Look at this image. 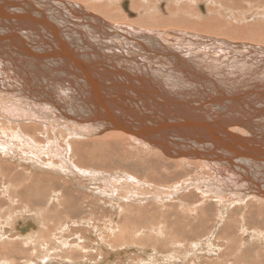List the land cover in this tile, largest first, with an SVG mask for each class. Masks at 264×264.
<instances>
[{
    "label": "bare ground",
    "instance_id": "6f19581e",
    "mask_svg": "<svg viewBox=\"0 0 264 264\" xmlns=\"http://www.w3.org/2000/svg\"><path fill=\"white\" fill-rule=\"evenodd\" d=\"M84 102L89 111L80 106ZM91 118L108 121L106 128L82 122ZM116 123L122 127L115 128ZM261 143L264 0H0V214L5 201L21 208L24 202L48 199V205L56 203L57 213L72 215L86 205L122 211L120 206L141 207L151 198L160 201L163 215L149 228L160 243L152 240L159 244L147 249L128 246L130 236L116 228L121 223L114 228L107 221L99 227L94 210L80 221L66 214L71 221L65 219L56 229L58 222L45 227L49 220L42 222L30 209L28 220L12 229L10 213L4 221L0 216L4 257L14 249L4 243L8 227L27 246L20 254H29V247L32 254L44 250L39 261L26 264H77L80 259L78 264H212L207 260L214 243L206 246L204 260L185 250L178 261L179 251L168 252L171 239L164 234H197L192 228L207 221L203 212L209 201L217 203L219 225L230 214L227 219L233 220V211H227L236 205L249 210V204H257L264 212V155L255 149ZM114 167L144 170L154 183L127 169L102 170ZM163 176L164 182L178 178L157 185ZM170 215L168 224L165 216ZM179 217L193 219L189 225L181 219L180 227L175 224ZM238 221L250 220L241 213ZM70 226L78 228L76 241L66 238ZM167 226L172 231L165 233ZM85 228L98 232L91 247ZM185 244L169 247L181 251ZM198 245L192 243L190 251ZM221 250L217 263L234 264ZM74 257L80 259L75 263ZM6 263L12 264L0 260Z\"/></svg>",
    "mask_w": 264,
    "mask_h": 264
},
{
    "label": "rangeland",
    "instance_id": "374dc122",
    "mask_svg": "<svg viewBox=\"0 0 264 264\" xmlns=\"http://www.w3.org/2000/svg\"><path fill=\"white\" fill-rule=\"evenodd\" d=\"M87 54H85V56H86ZM24 104L25 103H27V102H23ZM67 113V112H66ZM68 114V113H67ZM81 121H82V119H80ZM80 121V122H81ZM110 167H113V166H110ZM115 168H117V170H126L127 169V173L128 174H130V175H137V177H138V179H140V180H145V181H150V182H153L154 183V181L151 179V178H147L146 176V174H145V172L144 173H142L144 170H142V172L140 171V170H131V169H129V168H127V167H114V168H107V169H102V170H104L103 172H106V171H108V172H112V171H114L115 170ZM160 168V169H159ZM158 169H155V170H153L155 173H157L158 171H160L162 168L161 167H159ZM164 168V167H163ZM101 170V171H102ZM138 172V174H137V172ZM152 171V170H151ZM135 172V173H134ZM144 174H145V178L143 177L144 176ZM161 174V173H160ZM177 175H179L178 173H176ZM141 175V176H140ZM78 176H79V174H78ZM126 176V175H125ZM188 176H190V174L189 175H187V176H185L184 177V175L182 176L183 177V180L182 181H184V179H186V178H189ZM202 176V175H201ZM204 176V175H203ZM143 177V178H142ZM159 177V176H158ZM173 176H171V181H165L164 182V180L166 179L167 180V178L165 177L164 178V176H163V180L161 181L162 183H160V184H157V185H160V186H163V185H171V183L173 184L175 181H177V178L178 177H176V176H174L175 177V179H174V177L172 178ZM205 177V176H204ZM214 180H215V178H214ZM173 181V182H172ZM182 181H178L180 184L182 183ZM73 188V187H72ZM74 189V188H73ZM86 194H88V193H86ZM89 196V195H88ZM154 201L153 199H147L146 201H145V204L143 203V205L141 204V207H140V205H135V204H132V206H134V208L131 206V204L129 205H126V206H123V207H125V208H123V207H121L120 206V208L122 209V211H120V209H116V211H112V209H111V207H110V205H102V204H99V206L98 207H96L95 208V210L94 209H92V208H94L95 206H92V207H88L87 208V205H86V207L84 208L83 207V209L81 210V209H79V213H77V214H68V213H57L58 212V210L56 211V209H59V208H57V205H56V203H53V204H47V202H48V199H47V201H46V199L42 202V203H37V202H35V205H34V201H29V203L31 204V203H33L32 205H30L29 203V205H27V203L25 204V202H24V204H19L20 206H21V208L19 207V206H17L16 208H15V206H13L14 207V209L13 210H11V211H8L7 212V209H12L13 207L12 206H10V204L8 203V202H6L5 201V204L7 203V206H5L4 204H3V208H2V210H5V211H3V215L2 214H0V216H2L1 218H2V220L4 219H8V217H11V216H9V214L11 213V214H13L14 216H12L11 218H13V219H11V218H9V219H11L10 221V223L12 224L11 226H12V229H16V228H18V227H20L22 224H20L19 222L21 221H25V220H28V216H29V209H30V212H35V214L38 216V218L40 217V218H43L41 221L42 222H45V221H48L49 223H48V225L46 224L45 225V227L47 226H49L50 224L51 225H55L57 222H58V225H55L56 227H55V229L56 228H58V226L60 225V224H64L65 222H67V221H71V220H73V221H80V219H83V218H85L86 219V216H87V218H89V215L91 214V212L92 213H96L97 212V214H96V216L94 215V220H95V223L97 224V225H99V227H101L102 226V223L103 222H107V221H111V222H114L113 223V225L112 226H114V228L116 227V225L118 226V224L119 225H121L122 224V228L120 227V226H118V227H116V228H118L119 230H124L126 233H127V236H130V239H131V242H128V246H138V244H140L139 246H143V247H145V248H147L146 247V245L148 246V248L147 249H151V248H153V247H149V246H153V244H154V246L156 247V245H157V243L159 242L157 239H156V236H154V232H152L150 229H151V227H153V226H156V223H157V225L159 224V222H161V218H162V216L163 215H161L160 214V201L158 202V201H154L153 203H151V201ZM176 200V199H175ZM151 203H149V202ZM156 202V203H155ZM169 203H170V201H168ZM213 203V204H211V203ZM215 201H209V202H207V203H209V207L208 206H206V208H212L211 209V212H210V210H207L205 207V209H204V212L203 213H205V215L207 216V221H201L200 220V222H199V224L197 225L199 228H201L200 230H199V228L196 226V227H193L192 229H197L198 230V232H197V234H194L193 235V230H190V231H185V232H181L183 235H181V233H179V235H178V232H173V233H168V232H170V231H172L171 230V227L170 226H167L168 227V229L169 230H167L166 229V231H165V233H168L167 235L166 234H164L165 235V237H167V239H171L170 240V242L169 243H167V247H168V252L171 250H174V251H179V252H177V257H179L178 259V261H180L181 260V258L183 257L182 256V254L184 253V251L185 250H187L188 252H190L189 253V255L190 256H198V257H202L203 258V260H204V257H206V255H207V249H206V246L207 245H211V244H213V245H211L212 247H215V248H213L212 250H209L211 253L210 254H208V260L207 261H212V264H214V262L216 263V264H220V263H217V261L219 262V261H221V257L219 258V260H218V257L220 256L219 254H221L220 253V250H221V252H223V255L222 256H225V258H227V260L229 261V262H231V263H234V264H260V263H263L264 264V255H261L262 253L264 254V223H263V220H264V212L262 211V209H260L258 206H256L257 204H249V205H251L250 207H252V208H250L249 207V210L247 209H245L244 208V206L245 205H236V206H234L233 208L231 207L230 209H228V213H230V212H232L233 211V213H232V218H233V220H231V221H229L227 218H229L230 217V215L229 216H225V219H223V222H222V225L220 224H218V221H217V214H218V211H219V208L217 207V205L215 206V204H217L216 202L214 203ZM45 203V204H44ZM160 203V204H159ZM169 203H167V204H169ZM55 204V205H54ZM149 204L151 205V206H153V207H151V206H149ZM211 204V205H210ZM22 205L23 206H25V208L24 207H22ZM38 205V206H37ZM41 205H43V207H41ZM157 206L156 208H155V206ZM213 205V206H212ZM11 208H10V207ZM67 206V205H66ZM106 206V207H105ZM130 208H129V207ZM139 206V207H138ZM178 206H180V205H178ZM28 207V208H27ZM31 207H33V208H31ZM39 207V208H38ZM50 207V208H49ZM137 207H138V210H137ZM147 207H149V208H147ZM22 208H23V210H22ZM44 208V209H43ZM67 208H69V205H68V207ZM116 208V207H115ZM146 208V209H145ZM151 208V209H150ZM152 208H153V210H152ZM178 208H180V207H178ZM17 209V210H16ZM20 209H21V211H20ZM35 209V210H34ZM37 209V210H36ZM47 209V210H46ZM91 209V210H90ZM97 209V210H96ZM124 209V210H123ZM127 209V210H126ZM181 209V208H180ZM215 209V210H214ZM244 209H245V211H244ZM259 209V210H258ZM19 210V211H18ZM40 210H44L43 212L42 211H40ZM49 210V211H48ZM101 210V211H100ZM207 210V211H206ZM264 210V209H263ZM25 211V212H24ZM52 211H54V212H52ZM86 211V212H85ZM91 211V212H90ZM131 211V212H130ZM149 211H151V213H149V214H147ZM152 211H154V213L152 212ZM261 211V212H260ZM6 212H7V214H6ZM37 212V213H36ZM98 212H101V213H106V214H102L101 215V213H100V215H99V213ZM117 212V213H116ZM126 212V216H124V214L123 213H125ZM133 212H136V213H133ZM139 212V213H138ZM158 212V213H157ZM209 212V213H208ZM249 212V213H248ZM256 212V213H255ZM17 213V214H16ZM23 213V214H22ZM24 213H26V214H24ZM33 213H30V215H34ZM54 213V214H53ZM56 213H57V215H56ZM87 213V214H86ZM108 213V214H107ZM211 213V214H210ZM241 213L242 214H244L245 213V221H247L248 220V217H249V223L248 222H241V221H238V217H239V215H241ZM16 214V215H15ZM51 214V215H50ZM68 215V218H70V219H67V215ZM83 216H82V215ZM123 214V215H122ZM139 214V215H138ZM151 214V215H150ZM161 216H159V215ZM210 214V215H209ZM249 214V215H248ZM252 214V215H251ZM6 215L8 216V217H6ZM51 216V217H53V218H50V217H46V216ZM52 215H54V216H52ZM72 217H71V216ZM104 215L106 216V217H104ZM122 215V216H121ZM127 215H129V216H127ZM136 215V216H135ZM145 215V216H144ZM148 215H150V216H148ZM152 215L154 216V217H152ZM155 215H156V218H155ZM259 215V216H258ZM20 216H22L21 218L23 219V220H21V218H20ZM57 216V217H56ZM63 216V217H62ZM74 216H75V218H74ZM79 216L81 217V218H79ZM98 216V217H97ZM103 218H102V217ZM132 216V217H131ZM148 216V218H146ZM172 216V217H171ZM236 216V217H235ZM251 216V217H250ZM6 217V218H5ZM58 217H59V219H58ZM77 217H78V219H77ZM123 217V218H122ZM134 217V218H133ZM139 217L141 218V219H139ZM166 217V220H167V223L168 224H170V222H171V220L173 219V215H170V216H165ZM168 217V218H167ZM260 217H263V219L262 218H260ZM25 218H27V219H25ZM51 219V221H50V219ZM55 218V219H54ZM57 218V219H56ZM64 218V219H63ZM100 218H101V220H100ZM114 218V219H113ZM122 218V220H120ZM133 218V219H132ZM144 218H146V219H144ZM212 218H214L213 219V221H212ZM46 219H48V220H46ZM65 219H67V221H64ZM96 219H98V221L96 220ZM104 219V220H103ZM112 219V220H111ZM124 219V220H123ZM130 219V220H129ZM132 219V220H131ZM139 219V220H138ZM148 219V220H147ZM151 219V220H150ZM152 219H155V221L154 220H152ZM161 219V220H160ZM182 219V221H184V222H186L188 225H189V221H191V219H193V218H191V219H186V218H180L179 217V219H178V221L175 223L177 226H180V227H182L183 225L181 224V222H180V220ZM210 219V220H209ZM256 221H255V220ZM258 219V220H257ZM3 220V221H4ZM14 220V221H13ZM61 220V221H60ZM93 220V221H94ZM99 220L101 221V223H98L99 222ZM103 220V221H102ZM127 220H129V221H127ZM150 220V221H149ZM209 220V221H208ZM63 221V222H62ZM118 221V222H117ZM120 221V222H119ZM122 221V222H121ZM127 223H126V222ZM131 221V222H130ZM141 221V222H140ZM147 221V222H146ZM152 221V222H151ZM157 221V222H156ZM225 221V222H224ZM238 221V223H240L239 225L237 224V223H235V222H237ZM251 221H252V223H251ZM254 221V222H253ZM260 221V222H259ZM15 222H16V224H15ZM117 222V223H116ZM130 222V223H129ZM144 222V223H143ZM150 222V223H149ZM204 222H207V223H205V224H203ZM211 222V223H210ZM214 222V223H213ZM256 222V223H255ZM259 222V223H258ZM18 223V224H17ZM93 223V222H92ZM121 223V224H120ZM133 223V224H132ZM141 223V224H140ZM147 223V224H146ZM155 225H154V224ZM179 223V224H178ZM210 223V224H209ZM229 223V224H228ZM230 223H232V224H230ZM247 223V224H246ZM13 224H15V225H13ZM20 224V225H19ZM124 224V225H123ZM213 224V225H212ZM215 224H217V227H215ZM251 224V225H250ZM253 224H255V225H253ZM260 224V225H259ZM101 225V226H100ZM137 225H139V226H137ZM142 225V226H141ZM148 225V226H147ZM208 225V226H207ZM212 225V226H211ZM225 225V226H224ZM228 225V226H227ZM231 225H232V227H231ZM235 225H236V227H238V230H237V228H235ZM125 226H127L126 228H125ZM129 226V227H128ZM150 226V227H149ZM191 227H192V225H190ZM207 226V227H206ZM227 226V227H226ZM244 226H246V227H244ZM248 226V227H247ZM250 226H252L251 227V229H250ZM256 226V227H255ZM142 229H141V228ZM206 227V228H205ZM241 227L242 228H244V229H246L244 232H246V233H244L243 234V230L241 229ZM261 227V229H257V228H260ZM70 228H71V231H70ZM77 227H74V226H70L69 227V230H68V233L66 232V238H67V240L69 241L70 239H71V241H69V242H72V240L73 241H76V236L74 235V230L76 231L77 229H76ZM128 228H129V232H128ZM138 228H140L139 230H138ZM150 228V229H149ZM216 228V229H215ZM219 228V232H217V229ZM229 228V229H228ZM4 234L7 236H3V239H4V243H6L7 245H6V248H9V246L10 247H13L14 249H12V250H8V252H9V256L8 257H4L1 253H0V260H3V259H6L8 262H11L12 264H26V261L27 260H29V262L31 261V262H36L37 260L39 261L40 260V258H41V256L44 254V250H42V249H40V248H36L37 250H35V253H33L32 254V248L33 247H29V254L28 253H25V254H20V252H22V251H25L26 250V248H27V246L26 245H23L22 243H21V241H19V239H14V233H12V234H9V229H8V227H4ZM8 229V230H7ZM86 229V228H85ZM100 229V228H99ZM126 229H127V231H126ZM132 229V230H131ZM154 229H155V227H154ZM191 229V228H190ZM214 229H215V232H214ZM226 229V230H225ZM239 229H241L240 230V232H239ZM254 229V230H253ZM73 230V231H72ZM87 231L88 230H90L89 232L90 233H86L85 234V236H87V238L89 239L88 241H90L89 242V244H88V246L89 247H91L92 245H93V240L94 241H96L97 240V237L96 236H98V232L96 233L95 232V230L94 229H92V228H89V229H86ZM86 230H83V231H86ZM134 230H135V233H134ZM211 232L210 234L207 232ZM236 230V231H235ZM252 230V231H251ZM262 230V231H261ZM141 231V232H140ZM202 232V233H200V232ZM206 231V232H205ZM213 231V232H212ZM254 231H256V232H254ZM259 231V232H258ZM194 232H196V230H194ZM242 232V233H241ZM248 232V233H247ZM259 234H258V233ZM70 233H73V234H70ZM94 233V234H93ZM139 234L138 236L136 235V234ZM141 233V234H140ZM143 233V234H142ZM206 233V234H205ZM238 233V234H237ZM257 233V234H256ZM8 234V235H7ZM93 236H92V235ZM152 234V235H151ZM178 235L177 237H176V235ZM191 234V235H190ZM200 236H199V235ZM202 234V235H201ZM209 234V235H208ZM219 234V235H218ZM237 234V235H236ZM242 235V236H239V235ZM251 234V235H250ZM254 234L256 235V236H254ZM91 235V237H89ZM134 235V236H133ZM143 235V236H142ZM162 235H163V232H162ZM169 235V236H168ZM198 235V236H197ZM223 237H222V236ZM226 235H228L227 237H226ZM233 235V236H232ZM246 235L248 236L247 238H246ZM261 235V236H260ZM14 236V237H13ZM74 236V237H73ZM136 236V237H135ZM155 237L154 239H152V238H150L149 240H148V238L149 237ZM181 238H180V237ZM194 236H195V238H194ZM204 236V237H203ZM215 236V237H214ZM238 236V237H237ZM243 236H245V237H243ZM258 236V237H257ZM5 237V238H4ZM171 237V238H170ZM192 237H193V239H192ZM207 237V238H206ZM235 238V240L234 241H232L234 238ZM238 239H237V238ZM240 237H241V239H240ZM254 237V238H253ZM256 237V238H255ZM260 237H262V239L260 238ZM9 238V239H8ZM73 238V239H72ZM92 240H91V239ZM141 238V239H140ZM174 238V239H173ZM208 238H209V240H208ZM221 238H222V240H221ZM251 238V239H250ZM261 240H260V239ZM134 239H140L139 241H138V243L136 242V240H134ZM191 239V240H190ZM196 239H197V241L199 242V244L200 245H198L199 247V251L201 252L202 250V248L205 250L206 249V251H204V253H203V251H202V253L201 254H198V253H200V252H197L198 251V248H197V246L196 247H192V252L190 251V249H191V246H192V243H194L195 244V242L196 243H198L197 241H196ZM201 239V240H200ZM205 240V241H203V240ZM207 239V240H206ZM212 239H217L216 241H213ZM229 239V240H228ZM249 239V240H248ZM258 239V240H257ZM134 240V241H133ZM141 240H142V242H141ZM152 240H156V241H158V242H156V241H152ZM175 241V243H174V241ZM221 240V241H220ZM226 240H228V242L226 241ZM233 242L232 244H231V241ZM236 240H238L237 242H236ZM242 240V241H241ZM248 240V241H247ZM147 241V242H146ZM149 241V242H148ZM177 241H179V242H182V243H184V242H186V244L185 245H188L187 244V242L189 243V245L187 246V247H184L185 249H182L181 251L179 250V248H177L175 245L173 246V247H169V245H170V243L172 244H176V243H179V242H177ZM193 241H195V242H193ZM202 241V242H201ZM217 241H220L221 243L223 242V244H221V243H218ZM260 241H262V243L260 242ZM136 242V243H135ZM216 242V243H215ZM225 242V243H224ZM229 242H230V244H229ZM242 242V244H240ZM135 244V245H133V244ZM148 243V244H147ZM153 243V244H152ZM160 243V242H159ZM158 243V244H159ZM190 243H191V245H190ZM205 243V244H204ZM218 243V244H217ZM92 244V245H91ZM130 244V245H129ZM203 246H202V245ZM234 244V245H233ZM238 244V246H236ZM240 244V245H239ZM219 245V246H218ZM222 245V246H221ZM223 245H224V247L226 246V248L224 249L223 248ZM244 245V246H243ZM217 246H218V248H217ZM221 246V248H219ZM228 246H230V247H228ZM38 247V246H37ZM205 247V248H204ZM130 248V247H129ZM174 248H176V249H174ZM194 248V249H193ZM217 248V249H216ZM229 248V249H228ZM230 248H231V250H230ZM197 250V251H196ZM217 250V251H216ZM228 250H229V252H228ZM252 252V255L251 256H249V258H248V255H250L251 253H250V251ZM60 253H61V251L60 250H58ZM57 251V253H59ZM193 251H195V252H193ZM237 251V252H236ZM241 251H243V253L245 254V256H244V254L242 255L241 254ZM0 252H1V249H0ZM18 252V253H17ZM43 252V253H42ZM63 252V251H62ZM181 252V253H180ZM236 252V253H235ZM256 252H259V254L257 253L256 254ZM218 253V254H217ZM231 253H233V254H231ZM256 255H259V256H256ZM39 254V255H38ZM138 254H140L139 255V259H143V254L141 253V252H139ZM214 254V255H213ZM242 255V256H240V255ZM41 255V256H40ZM63 255H65V256H67L66 254H62V256ZM200 255V256H199ZM204 255V256H203ZM219 255V256H218ZM230 255H231V257H230ZM233 255V256H232ZM37 256H38V258H37ZM217 256V257H216ZM237 258H235V257ZM33 257H36V259L35 258H33ZM140 257H142V258H140ZM181 257V258H180ZM241 257V258H240ZM214 258H216L215 260H214ZM224 257H222V259H223ZM239 258V259H238ZM35 259V260H34ZM76 258L74 257L73 258V260H75ZM77 259L79 260L80 258L79 257H77ZM75 260L74 262L76 263L78 260ZM242 259H244L243 261H242ZM245 259H246V261H245ZM234 260H236L235 262H233ZM251 260V261H250ZM81 261V259L78 261V263ZM196 261V260H195ZM240 261V262H239ZM123 262H125V260L123 261ZM127 262V261H126ZM125 262V263H126ZM77 263V264H78ZM198 263H201V262H199L198 261ZM6 264H8V263H6ZM64 264V263H63ZM66 264V263H65ZM73 264V263H72ZM80 264H82V263H80ZM202 264V263H201Z\"/></svg>",
    "mask_w": 264,
    "mask_h": 264
},
{
    "label": "water",
    "instance_id": "95a60500",
    "mask_svg": "<svg viewBox=\"0 0 264 264\" xmlns=\"http://www.w3.org/2000/svg\"><path fill=\"white\" fill-rule=\"evenodd\" d=\"M80 106L85 110V111H89V103L88 102H84V103H82V104H80ZM84 115H87V114H84ZM83 115V116H84ZM82 116V117H83ZM83 123H90L91 125H96V124H101V125H103L104 126V128H106V126H107V123H108V121H102V120H99V119H93V118H91V119H89V120H87V121H82ZM115 128L116 127H122L121 125H119V124H115V125H113ZM262 139V138H261ZM255 149L258 151V152H261V155H264V143H261L259 146H257V147H255Z\"/></svg>",
    "mask_w": 264,
    "mask_h": 264
}]
</instances>
